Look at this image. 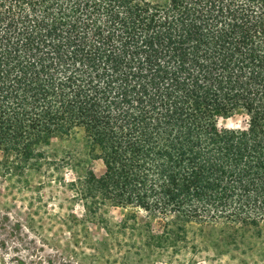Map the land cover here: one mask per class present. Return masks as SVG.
Segmentation results:
<instances>
[{"label":"trees","instance_id":"trees-1","mask_svg":"<svg viewBox=\"0 0 264 264\" xmlns=\"http://www.w3.org/2000/svg\"><path fill=\"white\" fill-rule=\"evenodd\" d=\"M67 3L0 0L3 174L77 169L90 214L147 212L174 249L192 223L261 232L264 0ZM237 113L245 129L219 127ZM80 134L103 175L47 151Z\"/></svg>","mask_w":264,"mask_h":264},{"label":"rangeland","instance_id":"rangeland-1","mask_svg":"<svg viewBox=\"0 0 264 264\" xmlns=\"http://www.w3.org/2000/svg\"><path fill=\"white\" fill-rule=\"evenodd\" d=\"M247 122L237 113L220 118L218 125L241 130ZM47 151L59 159L69 154L73 164L82 162L97 176L105 172L81 134L54 140ZM80 175L77 169L44 167L26 184L0 170V264H264L263 225L261 232L246 230L238 237L222 226L192 223L187 225L189 246L174 249L164 235L167 222L147 212L107 201L97 216L90 214L88 201L76 198L67 184Z\"/></svg>","mask_w":264,"mask_h":264}]
</instances>
